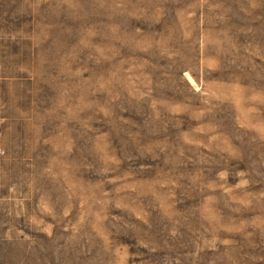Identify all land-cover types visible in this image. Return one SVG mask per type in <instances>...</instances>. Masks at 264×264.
I'll return each instance as SVG.
<instances>
[{
  "label": "rangeland",
  "instance_id": "1",
  "mask_svg": "<svg viewBox=\"0 0 264 264\" xmlns=\"http://www.w3.org/2000/svg\"><path fill=\"white\" fill-rule=\"evenodd\" d=\"M0 264H264V0H0Z\"/></svg>",
  "mask_w": 264,
  "mask_h": 264
}]
</instances>
